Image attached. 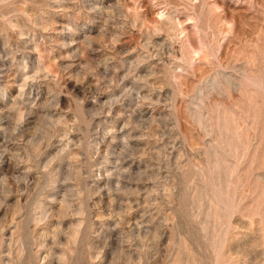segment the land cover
<instances>
[{
  "label": "rangeland",
  "instance_id": "obj_1",
  "mask_svg": "<svg viewBox=\"0 0 264 264\" xmlns=\"http://www.w3.org/2000/svg\"><path fill=\"white\" fill-rule=\"evenodd\" d=\"M0 264H264V0H0Z\"/></svg>",
  "mask_w": 264,
  "mask_h": 264
}]
</instances>
